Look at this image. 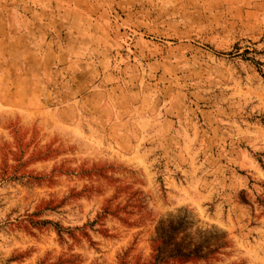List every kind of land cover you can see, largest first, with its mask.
Segmentation results:
<instances>
[{"label": "rangeland", "instance_id": "obj_1", "mask_svg": "<svg viewBox=\"0 0 264 264\" xmlns=\"http://www.w3.org/2000/svg\"><path fill=\"white\" fill-rule=\"evenodd\" d=\"M0 264H264V0H0Z\"/></svg>", "mask_w": 264, "mask_h": 264}]
</instances>
